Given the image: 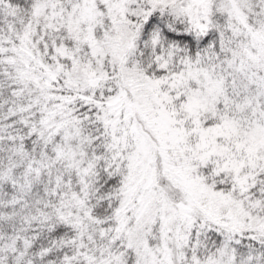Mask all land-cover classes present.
Wrapping results in <instances>:
<instances>
[{
    "label": "snow or ice",
    "instance_id": "snow-or-ice-1",
    "mask_svg": "<svg viewBox=\"0 0 264 264\" xmlns=\"http://www.w3.org/2000/svg\"><path fill=\"white\" fill-rule=\"evenodd\" d=\"M0 264H264V0H0Z\"/></svg>",
    "mask_w": 264,
    "mask_h": 264
}]
</instances>
